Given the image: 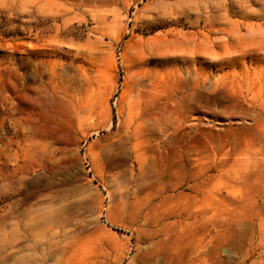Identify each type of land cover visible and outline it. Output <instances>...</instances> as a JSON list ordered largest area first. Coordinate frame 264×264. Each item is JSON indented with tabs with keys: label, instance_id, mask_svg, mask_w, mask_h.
<instances>
[{
	"label": "rangeland",
	"instance_id": "rangeland-1",
	"mask_svg": "<svg viewBox=\"0 0 264 264\" xmlns=\"http://www.w3.org/2000/svg\"><path fill=\"white\" fill-rule=\"evenodd\" d=\"M263 100L264 0H0V264H264Z\"/></svg>",
	"mask_w": 264,
	"mask_h": 264
},
{
	"label": "bare ground",
	"instance_id": "bare-ground-1",
	"mask_svg": "<svg viewBox=\"0 0 264 264\" xmlns=\"http://www.w3.org/2000/svg\"><path fill=\"white\" fill-rule=\"evenodd\" d=\"M260 112H261V117H262V126H261V145H260V150H259V161H260V164H261V166H260V168L259 169H261V171L260 172H262L263 174H264V100H263V102L261 103V106H260ZM114 152H116V150H114ZM125 153V152H124ZM115 154V153H114ZM113 154V155H114ZM117 154V153H116ZM124 161V160H123ZM248 165H249V163H248ZM252 164H250V166H251ZM248 167V166H247ZM250 169V168H249ZM254 169V168H253ZM252 169V170H253ZM258 169V170H259ZM255 171V170H254ZM247 172V171H246ZM253 172V171H252ZM259 172V173H260ZM249 174H251V169L249 170V172H248ZM254 174V173H253ZM260 175H261V173H260ZM248 176V175H247ZM252 178V177H251ZM250 180V179H249ZM252 180V179H251ZM250 180V181H251ZM248 181V180H247ZM252 182V181H251ZM251 187V186H250ZM248 203H249V205H250V208H251V206H252V209L254 210V209H256V211L259 209V211L261 210V212L262 213H264V186H263V190H256V191H252V190H250L249 191V193H248ZM247 201V200H246ZM256 202H259V204L257 205V204H255ZM247 203V202H246ZM257 221V220H256ZM39 224V223H38ZM174 228H176V225L174 224V225H170V230L171 229H174ZM43 229H44V227H43ZM163 230V229H162ZM166 230H167V228L166 227H164V230H163V232H164V234H165V236L167 235V233H166ZM172 234H173V232H172ZM171 234V235H172ZM168 236V235H167ZM108 248V247H107ZM109 250H110V248H109ZM108 249H107V251H109ZM101 251H102V253L103 252H107L106 251V249H104V248H101ZM151 253V252H150ZM150 253H148V254H150ZM146 257H148V256H146ZM146 257H144V258H142L141 259V261H140V264H145V263H147V259H146ZM119 260V259H118ZM117 260V261H118ZM121 260V259H120ZM184 262H185V264H198V263H196L192 258H189V259H187V257L185 256L184 257Z\"/></svg>",
	"mask_w": 264,
	"mask_h": 264
}]
</instances>
